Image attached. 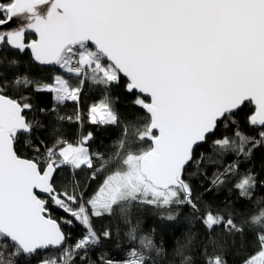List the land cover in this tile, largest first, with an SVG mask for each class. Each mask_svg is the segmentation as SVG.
Wrapping results in <instances>:
<instances>
[{
    "label": "trees",
    "instance_id": "trees-1",
    "mask_svg": "<svg viewBox=\"0 0 264 264\" xmlns=\"http://www.w3.org/2000/svg\"><path fill=\"white\" fill-rule=\"evenodd\" d=\"M11 1L0 0V20ZM82 49L94 51L88 44L68 48L54 67L45 68L26 50L0 48V93L22 106L30 128L13 136L15 152L39 169L55 165L52 185L59 201L44 200L65 237L59 249L27 256L0 236V264H248L264 248V126L249 123L252 106L225 115L193 150L182 173L188 200L177 188L167 203L136 197L95 215L92 197L111 173L124 169L128 155L150 149L151 134L142 109L146 99L126 92L127 81L119 75L108 79L98 66L79 75L61 71L60 63ZM57 75L73 98L57 101L52 91L38 89ZM98 104L112 119H91ZM69 144L84 145L89 163H65L61 149Z\"/></svg>",
    "mask_w": 264,
    "mask_h": 264
},
{
    "label": "water",
    "instance_id": "water-1",
    "mask_svg": "<svg viewBox=\"0 0 264 264\" xmlns=\"http://www.w3.org/2000/svg\"><path fill=\"white\" fill-rule=\"evenodd\" d=\"M3 10L0 48L51 68L88 44L146 99L151 147L138 171L157 189L188 200L183 169L225 115L249 103V123L264 126V0H12ZM29 131L22 106L0 93V236L27 256L65 242L44 200L59 201L55 165L39 169L14 149Z\"/></svg>",
    "mask_w": 264,
    "mask_h": 264
},
{
    "label": "rangeland",
    "instance_id": "rangeland-1",
    "mask_svg": "<svg viewBox=\"0 0 264 264\" xmlns=\"http://www.w3.org/2000/svg\"><path fill=\"white\" fill-rule=\"evenodd\" d=\"M80 69L72 70L65 61L60 63V69L64 73L79 75L83 68L98 66L108 79H116L117 72L109 65L104 67L101 63L102 57L95 51L82 49L79 53ZM39 90L52 91L54 99L57 101L73 98L70 94L68 83L62 75H58L51 84H46L38 88ZM91 119L99 121H109L112 119L106 108L102 104L92 107ZM150 134V133H149ZM62 159L65 163L73 166H80L89 163V154L87 148L79 144L66 145L61 149ZM139 155H128L123 163L124 169L111 173L99 187L90 201V205L95 215L106 211L113 203L120 200H129L140 197L142 200L161 204L167 203L170 198L175 196L177 190L169 188L160 190L149 184L138 171ZM208 224L213 223L212 216L207 217ZM264 248L251 258L248 264H263Z\"/></svg>",
    "mask_w": 264,
    "mask_h": 264
},
{
    "label": "built area",
    "instance_id": "built-area-1",
    "mask_svg": "<svg viewBox=\"0 0 264 264\" xmlns=\"http://www.w3.org/2000/svg\"><path fill=\"white\" fill-rule=\"evenodd\" d=\"M68 64H69L70 68H72V69H79L80 68L79 55L77 53L71 54L69 57V60H68ZM50 264H55V261L54 260L51 261Z\"/></svg>",
    "mask_w": 264,
    "mask_h": 264
},
{
    "label": "crops",
    "instance_id": "crops-1",
    "mask_svg": "<svg viewBox=\"0 0 264 264\" xmlns=\"http://www.w3.org/2000/svg\"><path fill=\"white\" fill-rule=\"evenodd\" d=\"M56 77H58V75H57ZM56 77H55V78H56ZM108 113L110 114V112H109V111H108ZM78 145H79V144H78ZM78 145H77V146H78ZM72 166H73V165H72Z\"/></svg>",
    "mask_w": 264,
    "mask_h": 264
},
{
    "label": "flooded vegetation",
    "instance_id": "flooded-vegetation-1",
    "mask_svg": "<svg viewBox=\"0 0 264 264\" xmlns=\"http://www.w3.org/2000/svg\"><path fill=\"white\" fill-rule=\"evenodd\" d=\"M78 219H80V217Z\"/></svg>",
    "mask_w": 264,
    "mask_h": 264
}]
</instances>
